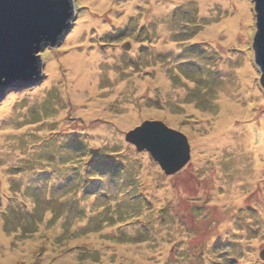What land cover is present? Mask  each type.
<instances>
[{
    "label": "rangeland",
    "instance_id": "obj_1",
    "mask_svg": "<svg viewBox=\"0 0 264 264\" xmlns=\"http://www.w3.org/2000/svg\"><path fill=\"white\" fill-rule=\"evenodd\" d=\"M72 1L63 39L39 51L40 82L0 96V264H264L253 0ZM74 47L99 56L78 97ZM147 119L187 135L178 172L126 141Z\"/></svg>",
    "mask_w": 264,
    "mask_h": 264
},
{
    "label": "water",
    "instance_id": "obj_2",
    "mask_svg": "<svg viewBox=\"0 0 264 264\" xmlns=\"http://www.w3.org/2000/svg\"><path fill=\"white\" fill-rule=\"evenodd\" d=\"M253 2L254 61L264 87V0ZM73 15L72 0H0V96L40 82L44 60L39 51L63 39ZM125 139L138 150H148L168 175L191 156L187 135L160 119L142 121ZM259 256L264 260V248Z\"/></svg>",
    "mask_w": 264,
    "mask_h": 264
},
{
    "label": "bare ground",
    "instance_id": "obj_3",
    "mask_svg": "<svg viewBox=\"0 0 264 264\" xmlns=\"http://www.w3.org/2000/svg\"><path fill=\"white\" fill-rule=\"evenodd\" d=\"M110 0H91V4H98L99 6H106L108 4ZM98 9V8H96ZM223 26H229V27H235V23L233 22L232 18L229 19H225L222 22ZM81 27V25H80ZM84 27H81L80 29L83 30ZM79 30V32L81 31ZM78 31V30H77ZM216 31V28H215ZM78 32V33H79ZM98 53H97V49L94 51H91L90 53H86L85 51H78L76 50V47L71 48V51L64 54V61L67 62V70H68V74H67V82L69 83V89L70 91L73 93L72 90H74L73 96L78 97L80 96V93H82L83 91L85 92L86 89L91 90L92 92H94L95 90V86L97 85L96 81L95 83H91L92 79L95 80L94 74H96V70H94L93 68H95L96 62L98 61ZM49 68L50 70L53 72V74H57V63L55 62H51L49 64ZM72 89V90H71ZM79 99V98H78ZM105 103L102 102L101 100H97L96 103L91 102L88 105V113L87 115H92L95 112L96 108H99ZM95 108V109H94ZM6 112V110H2L0 108V116L3 115ZM131 113H129L128 115L125 114L126 117H129ZM124 117V116H123ZM231 119V115L229 119H225V121L223 123H225L227 121V125L229 123V120ZM225 125V126H227ZM252 128V127H251ZM257 132L254 131L255 137H257V135H259V143L254 147L255 149H260L261 152L258 154L253 155L252 159H253V166L254 169L252 168L253 172V177H255V172L257 173H261L262 169H264V141H262V139L264 140V120H262L260 127L257 128ZM1 134V133H0ZM2 135V134H1ZM250 137H252L250 135ZM216 141L219 142H223L226 139L225 137H221L220 136V132L219 134H217V136H215ZM231 140V136H229L225 141H230ZM197 152H199V150H197ZM197 155V154H196ZM237 159H239V155ZM199 157V156H197ZM222 169V168H221ZM248 172L244 171V174L240 175L242 177H247L249 178V180H252V177H250V175L247 174ZM239 175V173H236L234 175V180H238V178H241V176ZM233 180V181H234ZM219 181H215V184H217ZM250 183L252 181H249ZM248 182V183H249ZM252 184V183H251ZM237 187L238 184H236ZM251 187V186H250ZM248 187V188H250ZM216 190V189H215ZM240 191L237 190V188H235L233 185L230 188L229 194H224L220 197L221 200H223L226 196H234L236 194H238ZM240 194V193H239ZM238 194V195H239ZM162 195V194H161ZM237 195V196H238ZM226 223V221H225ZM224 221H221L220 226H224L225 225ZM27 246L29 247L30 245L33 244V242H26ZM27 248V247H26ZM16 254V252H12L9 254L10 258L15 257L14 255Z\"/></svg>",
    "mask_w": 264,
    "mask_h": 264
},
{
    "label": "trees",
    "instance_id": "obj_4",
    "mask_svg": "<svg viewBox=\"0 0 264 264\" xmlns=\"http://www.w3.org/2000/svg\"><path fill=\"white\" fill-rule=\"evenodd\" d=\"M244 163V162H243ZM243 165V164H242Z\"/></svg>",
    "mask_w": 264,
    "mask_h": 264
}]
</instances>
